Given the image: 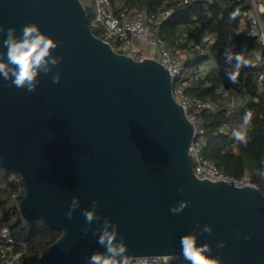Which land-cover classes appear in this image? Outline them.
Instances as JSON below:
<instances>
[{
  "label": "water",
  "instance_id": "water-1",
  "mask_svg": "<svg viewBox=\"0 0 264 264\" xmlns=\"http://www.w3.org/2000/svg\"><path fill=\"white\" fill-rule=\"evenodd\" d=\"M28 23L63 41L53 52L63 60L38 77L34 93L0 77V167L22 178L24 220L61 231L32 264H86L85 257L105 250L91 231H81L82 210L93 200L101 220L92 230L104 217L118 224L127 259L181 254L180 238L199 222L213 232L198 236V244L210 243V255L223 264H264V197L258 187L194 173V126L168 69L113 50L93 33L82 0H0V51L7 52L6 29L19 36ZM57 69L61 80L53 84ZM73 196L81 206L68 220ZM182 200L188 207L172 214ZM249 233L252 239H243ZM220 240L223 249L216 248Z\"/></svg>",
  "mask_w": 264,
  "mask_h": 264
},
{
  "label": "trees",
  "instance_id": "trees-1",
  "mask_svg": "<svg viewBox=\"0 0 264 264\" xmlns=\"http://www.w3.org/2000/svg\"><path fill=\"white\" fill-rule=\"evenodd\" d=\"M133 3L137 9L148 8L155 11L162 6L173 8L172 15L163 23L161 35L167 42H173L182 29L189 28L207 10L211 12L209 19L201 25L190 27V35L186 44L201 43L203 46L211 44L210 53L194 51L193 55L184 63L182 75L175 80L176 83H185V91L190 97L223 100L215 110H205L201 113L204 119L207 146L205 156L212 160L222 171L229 176L240 179L248 175L251 180L262 185L264 183V92L257 94L255 74L251 70L239 74L237 83L240 86L245 80V102L239 100L236 105L230 107V97L223 96L219 89H229L227 71L230 70L221 61L212 66L204 74H199L202 66L210 58H221L224 50L233 47L235 53L244 51L253 53L264 49L259 40L251 36L247 30L239 28V20L248 5L237 0H213L211 4L206 0H191L183 4V0H126ZM115 2V1H113ZM84 4V3H83ZM88 13L89 25L95 35L99 31L92 26L94 9L85 5ZM115 10L117 6L114 3ZM233 12L239 14L235 19H230ZM207 37L205 41L204 38ZM257 96V100L254 97ZM252 111L253 118L247 131V143H239L237 149L233 148L232 130L238 129L242 124L245 112ZM229 126L228 131H222L221 127ZM5 168L0 167V207L4 212V220L9 226L10 235L13 237L14 251L24 249L31 255L34 262L40 254L61 235V231L47 225L41 219L24 220L18 204L12 201V194L20 186V201L25 192L23 182L14 184L6 181ZM0 264H3L0 262Z\"/></svg>",
  "mask_w": 264,
  "mask_h": 264
},
{
  "label": "built area",
  "instance_id": "built-area-1",
  "mask_svg": "<svg viewBox=\"0 0 264 264\" xmlns=\"http://www.w3.org/2000/svg\"><path fill=\"white\" fill-rule=\"evenodd\" d=\"M93 1L94 18L92 26L99 31L98 37L109 43L116 52L136 60L154 59L168 69L174 81L173 94L177 101L183 105L187 118L194 126L193 139L189 146V152L193 156L194 173L199 178L206 177L212 181L231 179L237 186H255L261 192H264V183L258 185L248 175L235 179L205 156L207 137L201 113L205 110L217 109L223 100L214 101L190 97L185 91V83L175 85V80L182 75L185 61L193 55L194 51L210 53L211 44L203 46L201 43L186 44V42L190 35V27L201 25L202 22L210 18L211 12L209 10L205 11L193 25L182 29L173 42H167L161 35V29L163 23L172 15L173 8L162 6L155 11H151L146 7L137 9L133 3H128L126 0L120 2L118 0ZM190 1L183 0L182 3L188 4ZM206 1L209 4L213 2V0ZM237 1L248 5V8L240 17L239 28L247 30L251 36L256 37L264 49V4L262 0ZM114 3L117 6V12ZM228 48L233 49L232 46ZM245 57L249 60V66L242 68L240 73L252 69L255 74L257 94L259 95L264 92V54L261 53L260 56L255 57L251 53H247ZM213 59L217 64L221 61L226 67L230 69L233 67V65L226 62L224 53L221 58L215 57ZM246 90V82L243 80L240 86L231 84L229 89L221 87L219 93L223 96H229L228 104L233 107L239 100L243 102L247 100L248 97L244 94ZM254 98L257 100V96ZM221 130L228 131L229 126H222ZM232 145L236 150L238 142L233 140ZM6 181L14 184L23 182L21 176L13 170H8L6 173ZM21 191L20 186L12 194L13 202L19 203L18 198ZM14 244L15 241L10 235L9 226L4 220V212L0 207V262L3 264H32L31 255L26 253V245L24 244V249L14 251ZM175 257H178V259H175ZM127 260L128 264H188L187 261L183 260L182 253L132 256Z\"/></svg>",
  "mask_w": 264,
  "mask_h": 264
},
{
  "label": "clouds",
  "instance_id": "clouds-1",
  "mask_svg": "<svg viewBox=\"0 0 264 264\" xmlns=\"http://www.w3.org/2000/svg\"><path fill=\"white\" fill-rule=\"evenodd\" d=\"M238 12H233L230 19H235ZM5 33V29L0 26V34ZM207 40V37L204 38ZM63 41L55 40L52 36L41 31L36 23H28L21 29V34L16 35V28L9 27L6 29V38L2 40V45L7 49L6 54L0 51V77L9 82V87L25 89L28 93H34L40 83L38 77L41 74L48 75L56 68L63 56L53 55L55 49L60 47ZM244 51L234 53L233 49L224 50L225 60L233 67L227 71V76L232 84L239 82L238 77L242 68L249 66V60L243 54ZM6 55V59H5ZM234 62V64H233ZM53 84H59L61 74L57 69L51 77ZM253 118L252 111L245 112L242 124L238 129L232 130V137L239 143H247V131ZM264 176V173H261ZM178 191L183 192L181 186ZM264 195V192H260ZM188 200H182L177 205H172L169 211L172 214L183 212L189 205ZM81 201L79 196H73L68 210L64 213L68 220H72L76 209L80 208ZM99 200L92 201V207L84 208L82 215L85 218V226L81 231L87 235L90 231L94 237H97V243L105 250L95 251L90 257H85L86 264H128L127 260V243L125 238L119 232V225L114 223L108 217L103 218L100 227L92 230L94 222L101 220L97 213ZM213 228L210 224L201 226L197 222L194 230L180 238L182 257L188 264H223V261L210 255L213 248L210 243L198 244V236L211 234ZM237 237L241 236L239 230ZM119 237V239H118ZM245 240H251L252 234L243 236ZM227 246L226 241L220 240L216 243V248L223 249ZM178 259V257H175Z\"/></svg>",
  "mask_w": 264,
  "mask_h": 264
},
{
  "label": "rangeland",
  "instance_id": "rangeland-1",
  "mask_svg": "<svg viewBox=\"0 0 264 264\" xmlns=\"http://www.w3.org/2000/svg\"><path fill=\"white\" fill-rule=\"evenodd\" d=\"M119 2L122 0H118ZM82 2L87 5V6H92L94 9V1L93 0H82ZM217 65V63L215 64V62L213 60H209L207 62H205V64L203 65V67L201 68V74H204L208 69H210L212 66ZM176 85H178V83H176ZM4 173H6V169L3 170Z\"/></svg>",
  "mask_w": 264,
  "mask_h": 264
},
{
  "label": "crops",
  "instance_id": "crops-1",
  "mask_svg": "<svg viewBox=\"0 0 264 264\" xmlns=\"http://www.w3.org/2000/svg\"><path fill=\"white\" fill-rule=\"evenodd\" d=\"M262 3L264 4V0H262ZM261 51H257V52H253V53H251L253 56H260L261 55ZM209 60H213L214 61V59L213 58H210ZM215 62V61H214ZM215 64H216V62H215ZM215 66V65H214ZM203 67V66H202ZM231 82H229V85L231 86ZM234 91V90H233Z\"/></svg>",
  "mask_w": 264,
  "mask_h": 264
}]
</instances>
